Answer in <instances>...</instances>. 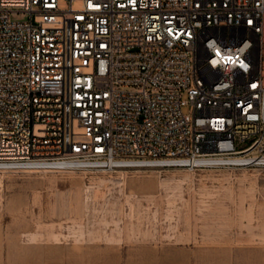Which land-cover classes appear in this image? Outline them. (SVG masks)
Masks as SVG:
<instances>
[{
    "label": "built area",
    "instance_id": "2783aa9c",
    "mask_svg": "<svg viewBox=\"0 0 264 264\" xmlns=\"http://www.w3.org/2000/svg\"><path fill=\"white\" fill-rule=\"evenodd\" d=\"M202 159L264 171V0H0V172Z\"/></svg>",
    "mask_w": 264,
    "mask_h": 264
},
{
    "label": "rangeland",
    "instance_id": "374dc122",
    "mask_svg": "<svg viewBox=\"0 0 264 264\" xmlns=\"http://www.w3.org/2000/svg\"><path fill=\"white\" fill-rule=\"evenodd\" d=\"M221 163L0 172V264H264V171Z\"/></svg>",
    "mask_w": 264,
    "mask_h": 264
},
{
    "label": "bare ground",
    "instance_id": "6f19581e",
    "mask_svg": "<svg viewBox=\"0 0 264 264\" xmlns=\"http://www.w3.org/2000/svg\"><path fill=\"white\" fill-rule=\"evenodd\" d=\"M208 160H211V159H202V160H199V161H196V164H197V166H199L201 163H203V161H208ZM118 168H120V167H118ZM31 169H36V170H44V169H49L48 168V166L46 165V164H44V163H39V164H34V165H32V168ZM114 169H117V168H114ZM114 169H112V170H110V171H113ZM121 169H123V168H121ZM188 170H193V169H189V168H187ZM253 169H256V168H253ZM258 170V169H257ZM177 182H181V181H179V180H177ZM122 184V183H121ZM168 183L165 181V180H160L159 181V184L158 185H160V186H162L164 189L166 188V187H168V185H167ZM137 196L138 195H135V194H126V197H127V200H128V198H134L135 200H138L137 199ZM206 201V200H205ZM172 202H174V201H172ZM186 204H187V202H186ZM172 205H174V204H172ZM187 209V208H186ZM116 225V224H115ZM262 225V234H261V241H262V243H263V245H264V221H263V223L261 224Z\"/></svg>",
    "mask_w": 264,
    "mask_h": 264
},
{
    "label": "crops",
    "instance_id": "0c3cea01",
    "mask_svg": "<svg viewBox=\"0 0 264 264\" xmlns=\"http://www.w3.org/2000/svg\"><path fill=\"white\" fill-rule=\"evenodd\" d=\"M165 263L167 264H180L179 261L174 257L170 256V254L167 255L166 258H164Z\"/></svg>",
    "mask_w": 264,
    "mask_h": 264
}]
</instances>
